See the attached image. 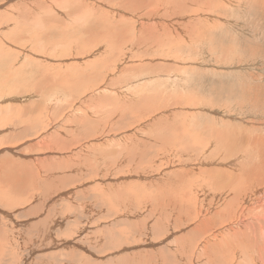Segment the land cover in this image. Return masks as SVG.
<instances>
[{
    "label": "rangeland",
    "instance_id": "rangeland-1",
    "mask_svg": "<svg viewBox=\"0 0 264 264\" xmlns=\"http://www.w3.org/2000/svg\"><path fill=\"white\" fill-rule=\"evenodd\" d=\"M128 1L0 0V264L257 258L193 246L165 196L184 168L262 161L213 136L264 140V0Z\"/></svg>",
    "mask_w": 264,
    "mask_h": 264
},
{
    "label": "bare ground",
    "instance_id": "bare-ground-1",
    "mask_svg": "<svg viewBox=\"0 0 264 264\" xmlns=\"http://www.w3.org/2000/svg\"><path fill=\"white\" fill-rule=\"evenodd\" d=\"M136 1L137 0H129L127 4L129 5L131 2L137 4ZM148 6L152 7V4ZM166 33L164 32L162 33V35L160 33L159 35L153 34L151 37L160 36L161 38H164L168 36L166 35ZM155 43L157 44L161 43L164 45L166 42L162 43L160 41H156ZM117 112H119V110ZM182 131H184V127ZM227 135L228 132H220L217 135L213 136L217 140L216 144H218L216 146V149L218 151H223L226 154H232L237 150L243 148L246 145L245 144L246 141L248 140H251L253 145H255L256 148L258 149L264 147V140L263 141L259 140L258 137L252 139L250 138L241 139L240 137H236L237 140L235 139V137H233L232 140L229 139L230 137L228 136L229 137L228 138ZM226 158L227 160L229 159V157ZM261 160L262 161H260V163L256 165L258 167L255 168L251 167L252 169L249 170H247V168H242V171L234 172L233 174H229L227 171H223V172L215 171L213 172L211 177H210L211 169H199L195 173H193L188 168H184L182 172L180 171L174 180V184L172 185V188L165 196V202L167 203V206L172 208L175 214L179 216V220L176 222V224L177 227H182V229H180V231L178 232L183 233V231L187 229L188 230L187 232H190V236L188 237L189 239L187 241H189V243L191 242L193 246L197 243L202 242L203 241L202 237L206 236L207 241L205 245L209 249L214 248L212 250L219 251V256L217 258L218 260L223 261L225 256H227L225 254L226 252L222 253L224 251H228L229 253L235 255L237 253L236 252L237 250L241 257V253L243 251L246 252L247 254L249 253L250 255L251 250L255 249V251H257L256 252L257 258H255V255L252 254L254 255V257L250 256V262L248 260L247 262L253 264L254 263L253 261L256 260L259 264H264V248L262 247L263 241L262 242L258 241V239L263 238V234H264V200L263 203L259 205V207L252 208V213L250 214L249 217L238 218L239 221L242 220L240 221L239 226L237 224H235L236 227L231 226V224L234 223L233 218L235 217L233 211L234 206L240 207L243 203L245 204L246 202L248 207V203H249L248 196L254 190L256 194V200L258 203H260L259 201H261L262 196H264V156ZM222 161H224V159H222ZM233 162L234 161H230L229 165L230 163L234 164ZM185 163L186 165H188L187 162ZM190 174H192V176H190ZM197 185H200V187L203 186L208 191L213 190L215 191V193L217 192L216 195L211 197H209V195H205V198L210 199L209 201L211 202H208V204L205 203V200L203 201L204 198L202 199V202L198 200V198L196 197V192L201 191L202 189H200ZM244 209H245L244 207L243 209H241L240 216H242ZM223 225L226 227L225 229H222V231L220 232V229H218V227ZM248 231L255 233L251 236ZM217 235H218V239H217ZM250 238L252 240H250ZM91 259L93 260V258Z\"/></svg>",
    "mask_w": 264,
    "mask_h": 264
}]
</instances>
